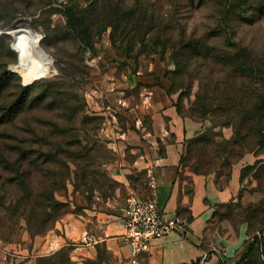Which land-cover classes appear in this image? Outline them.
<instances>
[{"label": "rangeland", "instance_id": "obj_1", "mask_svg": "<svg viewBox=\"0 0 264 264\" xmlns=\"http://www.w3.org/2000/svg\"><path fill=\"white\" fill-rule=\"evenodd\" d=\"M46 1L0 0V81L31 86L30 98L43 99L49 93L46 101L55 100V106L40 111L39 128L49 131L54 124L60 129L74 125L87 134L83 145L101 150L99 171L114 180L111 184L102 179L92 192L84 186L76 190L69 183L58 198L71 204L70 213L87 216L91 211L85 209L99 210V205L114 200L120 182L112 177L110 167L121 156V133L136 124L132 112L133 108L140 111V87L160 85L173 96L178 112L197 123V135L185 151L190 169L228 173L245 155L258 158L244 167L242 188L234 200L216 207L209 230L213 245L205 264H264V133L246 126L245 141L236 144L237 126L232 120L254 110L242 109L236 101L264 102V0H197L195 7L182 5L188 34L200 43V53L185 51L179 59L181 72L172 50L128 57L113 45L110 31L94 47L81 44L68 30L63 13L70 0H52L43 6ZM4 18L16 22L4 27ZM24 39L36 41L42 53L33 65L24 63L23 51L16 46ZM233 55L238 58L231 60ZM13 89L8 91L10 99L17 94ZM65 105H71L72 111ZM131 156L127 148L126 157ZM130 178L136 188L140 183L138 193L147 194L143 173ZM35 237L20 230L11 240L0 239V264H23L24 248L32 250ZM62 248L54 262L72 264L73 246ZM46 256H36V264ZM88 262L113 264L114 257L100 246L96 259Z\"/></svg>", "mask_w": 264, "mask_h": 264}, {"label": "trees", "instance_id": "obj_2", "mask_svg": "<svg viewBox=\"0 0 264 264\" xmlns=\"http://www.w3.org/2000/svg\"><path fill=\"white\" fill-rule=\"evenodd\" d=\"M196 3L197 0H70L63 13L68 30L81 44L94 47L102 34L110 31L113 45L128 57L172 50V60L181 72L179 59L183 53L188 50L200 53V43L188 34L181 13L182 5L189 4L190 8ZM51 4L52 0H47L43 6ZM3 20L4 27L16 22L13 18ZM234 57L238 58L233 55L231 60ZM30 88L0 81V239L3 241L11 240L20 230L33 238L55 229L57 221L71 212V204L58 198L69 183L76 190L84 186L92 192L102 179L111 184L114 180L100 173L101 150L96 145L82 144L88 137L82 135L81 129L74 125L60 129L57 124L49 131L39 128L40 111L46 106L53 108L55 100L46 101L49 93L43 99L30 98L27 94ZM11 89L17 90L12 99L8 94ZM235 104L254 110L244 112L238 120L232 118L237 126L234 142L245 141L246 126L264 133V102L241 100ZM65 107L73 109L71 105ZM88 158L90 161L86 163ZM64 250L43 257L40 264H61L54 259Z\"/></svg>", "mask_w": 264, "mask_h": 264}, {"label": "crops", "instance_id": "obj_3", "mask_svg": "<svg viewBox=\"0 0 264 264\" xmlns=\"http://www.w3.org/2000/svg\"><path fill=\"white\" fill-rule=\"evenodd\" d=\"M138 107L139 112L135 108L132 112L136 124L121 133V156L111 163V175L120 182L114 200L99 205V210L85 209L91 211L87 216L69 213L62 217L54 230L35 237L32 250L24 248L23 264H36V256L50 255L66 245L73 246L74 264H95L88 261L96 259L100 246L113 255V264H200L208 255L213 245L210 221L216 207L234 200L242 188L244 167L258 158L247 154L228 173L197 166L190 169L185 165V151L197 135V123L178 112L173 96L160 85H142ZM127 148L131 159L126 157ZM139 173L145 175L147 194L142 195L154 198L169 215L187 211L191 224L186 232L156 240L151 250L133 263L130 248L122 238L120 215L129 194L140 190V183L136 188L130 180V175ZM86 233L97 242H86Z\"/></svg>", "mask_w": 264, "mask_h": 264}, {"label": "built area", "instance_id": "obj_4", "mask_svg": "<svg viewBox=\"0 0 264 264\" xmlns=\"http://www.w3.org/2000/svg\"><path fill=\"white\" fill-rule=\"evenodd\" d=\"M120 220L124 227L122 238L130 248L133 263L138 261L141 254L149 252L156 240L186 232L191 224V216L187 211L179 210L176 214L169 215L154 198L136 191L129 194ZM84 240L97 242L89 233L84 235ZM206 258L207 254L200 264Z\"/></svg>", "mask_w": 264, "mask_h": 264}, {"label": "bare ground", "instance_id": "obj_5", "mask_svg": "<svg viewBox=\"0 0 264 264\" xmlns=\"http://www.w3.org/2000/svg\"><path fill=\"white\" fill-rule=\"evenodd\" d=\"M38 43H36V41L34 40H23L22 42L17 43V48L19 49V51H23L24 54V60H25V64H30L33 65L34 63H36V61L38 60L39 57L42 56V53L37 45ZM22 65V64H20ZM22 72L26 73L27 69L26 67L23 66H17Z\"/></svg>", "mask_w": 264, "mask_h": 264}]
</instances>
